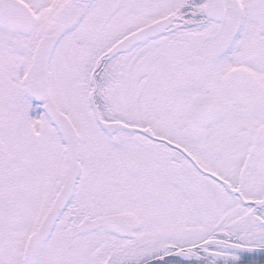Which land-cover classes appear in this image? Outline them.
<instances>
[{
    "label": "snow or ice",
    "instance_id": "6c2138e0",
    "mask_svg": "<svg viewBox=\"0 0 264 264\" xmlns=\"http://www.w3.org/2000/svg\"><path fill=\"white\" fill-rule=\"evenodd\" d=\"M0 264H264V0H0Z\"/></svg>",
    "mask_w": 264,
    "mask_h": 264
}]
</instances>
